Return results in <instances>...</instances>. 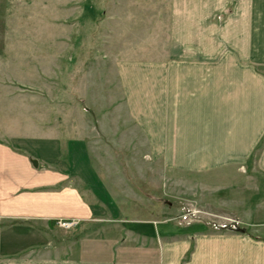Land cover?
Returning a JSON list of instances; mask_svg holds the SVG:
<instances>
[{
	"label": "rangeland",
	"instance_id": "1",
	"mask_svg": "<svg viewBox=\"0 0 264 264\" xmlns=\"http://www.w3.org/2000/svg\"><path fill=\"white\" fill-rule=\"evenodd\" d=\"M245 17L253 52L264 48V0H0V113L14 131L32 138L38 132L28 122L47 126L45 137H52L48 126L72 128L91 112L104 133L103 141L94 139L91 157L108 174V204L126 213L118 218H169L183 231H202L220 247L199 253L205 264L213 258L229 264L228 243L236 240V263L249 264L245 250L252 257L264 242V174L248 163L256 192L252 178L235 175L234 168L199 171L165 163L164 153L148 152L124 118L119 84L123 65L160 63L169 46V62L184 58L174 53L185 45L207 51L208 62L250 61ZM56 226L48 239H64L74 227Z\"/></svg>",
	"mask_w": 264,
	"mask_h": 264
},
{
	"label": "crops",
	"instance_id": "2",
	"mask_svg": "<svg viewBox=\"0 0 264 264\" xmlns=\"http://www.w3.org/2000/svg\"><path fill=\"white\" fill-rule=\"evenodd\" d=\"M245 27L252 51L246 63L236 57L208 62L207 51L185 45L174 53L184 57L181 61L169 62V46L160 63L122 66L124 118L148 152L164 153L165 163L180 169L234 168L243 176L251 163L264 174V48L253 52L246 17ZM216 53L219 57L220 50ZM83 116L63 128V135L60 127L48 126L52 137H45L47 126L28 122L38 132L30 138L21 128L14 131L0 113V264H205L199 253L220 247L202 231H183L169 218H118L126 213L108 204V174L91 157L94 139L103 141L100 118L91 112ZM243 177L260 190L256 176ZM234 185L236 190L237 181ZM58 219L76 223L64 239H48ZM45 235L48 240H39ZM232 240L229 264H237ZM241 242L245 248L249 241ZM254 247L257 253L248 257L245 250L244 260L255 264L260 258L264 264V242Z\"/></svg>",
	"mask_w": 264,
	"mask_h": 264
},
{
	"label": "built area",
	"instance_id": "3",
	"mask_svg": "<svg viewBox=\"0 0 264 264\" xmlns=\"http://www.w3.org/2000/svg\"><path fill=\"white\" fill-rule=\"evenodd\" d=\"M58 224L64 225V226H71L76 223L74 220H65V219H58L57 220Z\"/></svg>",
	"mask_w": 264,
	"mask_h": 264
}]
</instances>
